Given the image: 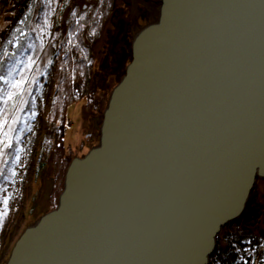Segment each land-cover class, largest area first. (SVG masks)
<instances>
[{
  "label": "water",
  "instance_id": "water-1",
  "mask_svg": "<svg viewBox=\"0 0 264 264\" xmlns=\"http://www.w3.org/2000/svg\"><path fill=\"white\" fill-rule=\"evenodd\" d=\"M98 144L6 264H209L264 178V0H159Z\"/></svg>",
  "mask_w": 264,
  "mask_h": 264
},
{
  "label": "rangeland",
  "instance_id": "rangeland-1",
  "mask_svg": "<svg viewBox=\"0 0 264 264\" xmlns=\"http://www.w3.org/2000/svg\"><path fill=\"white\" fill-rule=\"evenodd\" d=\"M158 1L118 0L115 10L109 15L106 23L104 22L103 30L96 39H92V36L94 38L96 36L95 31L89 30L88 27L84 26L82 36L93 48L95 60L97 61L96 70L105 69L103 65L112 51L117 54L122 48H128L125 44V38L130 36L132 39L144 25L156 20ZM30 2L31 0H0V28L3 25L5 28L0 34V44L3 40H6L4 38L9 33L11 24L15 21V19L13 20L14 12L21 11V8H25ZM67 3L69 4L61 15L59 25L54 26L60 0H51L49 9L46 12L44 11V19L36 23L41 33L40 41L37 44H33L32 41L29 42L22 51L7 59L6 72L3 76L8 75L9 69H14L11 76L8 77L10 80H19L21 76H26L27 80L23 84L24 91L19 96H13L12 100L8 101L4 99L5 93L18 90L10 89L9 85L2 81L4 91L0 96V101L6 103L8 110L0 122L5 117H8L9 125L15 128L16 131H8V128L0 130V141L4 140L3 133L8 131V135L12 137V145L17 143V146L11 163L8 165L9 174L7 176L10 178L3 179L2 183H0V212L5 210L4 197L7 196L9 198L7 215L0 222V264H6L20 234L29 225L37 222L46 211L48 212L52 201V192L57 182L54 170L55 165L51 159L40 170L39 174L34 175L40 142L48 128L45 114L55 94L53 72L56 56L52 57L54 49L50 42L53 30L56 28H59L63 40H66V35L68 37L74 35L72 27H70L72 25L70 21H72L75 11L82 13L83 10L87 9L88 16L91 17L94 15V7L98 0H68ZM117 21L119 25H116ZM128 24L129 28L127 27ZM36 26L34 25L32 28L36 29ZM116 35L117 37L115 38ZM72 37L73 40L75 36ZM113 41H116V45L111 49ZM16 45V42H12L10 50L14 51ZM40 48L42 49L40 50ZM38 49L39 53H37ZM29 57L36 61L31 69L25 67V62H27ZM109 77L110 85H113L115 76L110 75ZM102 92L98 91V94ZM29 98H32L30 109L27 107ZM22 101H26V103H22ZM9 104L11 105L9 106ZM33 111L36 113L35 117H32ZM69 113L70 122H68L65 137L66 152L71 155L82 156L86 151L90 150L89 148L92 145L98 143L102 118L84 98L76 101L70 107ZM16 116L20 117V122L12 124L11 119ZM28 126L31 127V131L27 130ZM21 128L25 129L23 133L19 131ZM17 135L20 136L19 141L15 139ZM0 149L3 150V155H0V169L4 170L8 164L10 148H3L2 144ZM17 149L21 150L19 152V163L14 162ZM13 171L16 173L15 176L11 175ZM251 193L255 211L247 222L255 232L264 235V178L257 179Z\"/></svg>",
  "mask_w": 264,
  "mask_h": 264
},
{
  "label": "trees",
  "instance_id": "trees-1",
  "mask_svg": "<svg viewBox=\"0 0 264 264\" xmlns=\"http://www.w3.org/2000/svg\"><path fill=\"white\" fill-rule=\"evenodd\" d=\"M117 1L98 0V3L94 7V15L91 17L88 16L87 9L80 13L75 11L76 8L74 10L75 14L72 16V21H70L72 24L70 27H72V31L74 32L72 36H75L73 40L72 36L68 37L67 35L66 40H63L59 28L53 30L50 43L54 49L52 57L56 56L53 72L55 94L45 114L48 128L40 142V150L37 153L38 158H36L34 171V175L39 174L49 159L55 165L54 170L57 182L52 192V201L48 211L57 207L59 195L64 187L66 170L71 160L76 156L66 152L65 137L68 122H70V107L76 101L84 98L103 119V112L107 106L110 93L114 86L121 80L125 74L127 64L132 60L131 43L134 36L132 39L128 36L125 38V44L128 48H122L117 54H114L112 51L103 65L105 69L98 71L96 70L97 61L95 60L93 48L82 36L84 26H86L89 30L95 31L96 36L95 38L92 36V39L98 38L103 30L104 22L106 23L109 15L115 10ZM67 2L68 0H60V5L55 15L54 26L59 25L61 15L69 4ZM49 5L48 0L43 2L42 0H31L28 6L21 8V11L14 12L13 20L15 19V21L12 20L13 23L11 22L10 31L4 38L6 40H3L0 44V76L5 74L7 59L10 56L14 57L29 42L32 41L33 44H37L40 41L41 33L36 23L44 19V11L46 12L49 9ZM34 25L36 29L32 28ZM116 25H119L118 21ZM1 27L0 34L5 30L4 25ZM127 27L129 28V24ZM17 29H20V31H17ZM21 32L23 35H21ZM10 40L13 43H17L14 51L10 50V45L12 44V42L9 43ZM115 45L116 41H113L111 49ZM5 50L8 52L7 56L4 55ZM37 53H39V49ZM110 75L115 76L113 85H110L111 82H109ZM3 91V83L0 80V96ZM98 91L103 92L98 94ZM31 106L32 98H29L27 107L30 109ZM0 110H3L0 111L1 120L8 110L6 103L0 101ZM16 146L17 143L13 144L10 148L8 164L3 170V175H0V183H2L4 176L9 174L8 165L11 163ZM86 153L87 151L82 156ZM252 197L251 193L243 214L227 223L218 234L217 245L213 254L210 256L209 264H264V235L255 232L247 222L255 211Z\"/></svg>",
  "mask_w": 264,
  "mask_h": 264
},
{
  "label": "snow or ice",
  "instance_id": "snow-or-ice-1",
  "mask_svg": "<svg viewBox=\"0 0 264 264\" xmlns=\"http://www.w3.org/2000/svg\"><path fill=\"white\" fill-rule=\"evenodd\" d=\"M48 2L50 3L51 0H48ZM47 23V21H45ZM21 23H23V21H21ZM17 31H20V29H17ZM21 35H23V33L21 32ZM12 41L10 40L9 43H11ZM29 47H31V45H29ZM4 55L7 56L8 55V52L5 50L4 52ZM36 63V61L32 58V57H29L27 62H25V67L28 68V69H31L32 65H34ZM49 63H51V61H49ZM14 69H9L8 71V75L7 76H0V80L4 81L5 84L9 85L10 89H16L18 91H8L5 93V96H4V99L6 101L8 100H12L13 96H19L21 92L24 91V88H23V84L24 82L27 80V77L26 76H21V78L19 80H10L8 77L11 76V73ZM34 79V78H33ZM22 103H26V101H22ZM22 110V109H21ZM0 111H3V110H0ZM36 113L33 111L32 112V117H35ZM20 122V117L19 116H16V117H13L11 119V123L12 124H18ZM4 128H8V131H11V132H15L16 129L15 128H12L10 125H9V118L8 117H5L2 122H0V130L4 129ZM29 131H31V127L28 126V129ZM8 131H5L3 133V136H4V140L3 141H0V143L3 144V148H11L12 147V137H10L8 135ZM21 133H23V131H25L24 128H21L19 130ZM16 141H19L20 139V136L17 135L15 137ZM21 150L20 149H17L16 152H17V155L15 157V163H19L20 162V156H19V152ZM0 155H3V150L0 149ZM5 163H7L5 161ZM0 175H3V169H0ZM12 176H15L16 173L15 171H13L11 173ZM10 177L8 176H4V179H9ZM3 204H4V211L3 212H0V222L3 221V218L7 215V209H8V206H9V198L7 196L4 197L3 199Z\"/></svg>",
  "mask_w": 264,
  "mask_h": 264
}]
</instances>
